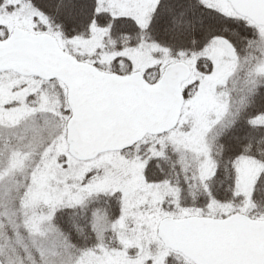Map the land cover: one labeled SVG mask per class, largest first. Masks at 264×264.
<instances>
[{
    "label": "snow or ice",
    "instance_id": "6c2138e0",
    "mask_svg": "<svg viewBox=\"0 0 264 264\" xmlns=\"http://www.w3.org/2000/svg\"><path fill=\"white\" fill-rule=\"evenodd\" d=\"M0 264H264V0H0Z\"/></svg>",
    "mask_w": 264,
    "mask_h": 264
}]
</instances>
